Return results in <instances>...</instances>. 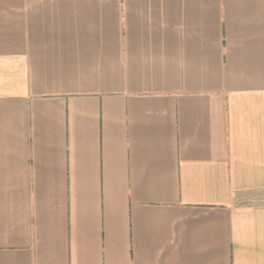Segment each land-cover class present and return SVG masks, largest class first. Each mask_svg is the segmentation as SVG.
I'll return each mask as SVG.
<instances>
[{
    "label": "crops",
    "instance_id": "0c3cea01",
    "mask_svg": "<svg viewBox=\"0 0 264 264\" xmlns=\"http://www.w3.org/2000/svg\"><path fill=\"white\" fill-rule=\"evenodd\" d=\"M0 264H264V0H0Z\"/></svg>",
    "mask_w": 264,
    "mask_h": 264
}]
</instances>
